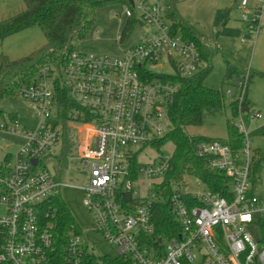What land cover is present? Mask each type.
Instances as JSON below:
<instances>
[{
    "label": "built area",
    "instance_id": "built-area-1",
    "mask_svg": "<svg viewBox=\"0 0 264 264\" xmlns=\"http://www.w3.org/2000/svg\"><path fill=\"white\" fill-rule=\"evenodd\" d=\"M237 7L253 50L263 26L264 0H239ZM166 9L163 0L128 1L127 20L148 28L144 39L119 56L75 49L63 66L45 63L30 83L19 86L17 95L30 102L37 123L24 130L16 121L9 130L3 125L24 142L0 156V264H107V256L120 257V264H264V244L250 232L260 230L264 199L253 189V151L242 125L243 115L261 117L240 108L247 64L245 83H234L238 95L227 91L238 101L237 128L244 134L240 154L220 139L195 145L207 168L229 179L226 190L213 191L190 172L165 182L171 154L145 164L138 159L171 130L177 79L205 66L196 43L174 27ZM58 79L79 106L67 109L64 119L55 95ZM77 125L85 127L84 139ZM65 132L81 138L76 158L85 178L83 203L114 254L100 255L89 247L75 222L65 239H55L54 198L60 196L61 183L58 169L49 170L45 162L56 160L58 165L57 153H71ZM166 190L177 230L170 237L154 236L153 207Z\"/></svg>",
    "mask_w": 264,
    "mask_h": 264
},
{
    "label": "rangeland",
    "instance_id": "rangeland-1",
    "mask_svg": "<svg viewBox=\"0 0 264 264\" xmlns=\"http://www.w3.org/2000/svg\"><path fill=\"white\" fill-rule=\"evenodd\" d=\"M248 1L249 4H253L255 0ZM238 3L239 0H177L175 3L178 14L219 47L212 57L213 67L204 84L219 89L223 93L224 99L221 109L204 114L200 125L187 126L185 132L189 135L225 138L227 135L226 119L230 118L233 123L238 124L239 116L231 118L228 103L232 97L227 95V91L230 90L232 94L235 92L238 95L239 90L234 85L235 80L238 84H244L245 76L240 73L232 80H226L225 66L226 63H229L235 66L238 71L244 72L247 64L250 68L249 75L252 72L247 88V98L250 101L251 112L258 111L261 113V117L252 119L243 115L242 125L253 154L256 151L264 153V75L260 74L264 72V17L262 29L252 50L250 36L246 34L241 21ZM126 6L125 2H112L98 7L88 37L76 42V50L96 55L119 56L123 50L144 39L149 30L141 24L130 27L124 37L119 39L127 20ZM24 7V0H0V21L19 13ZM242 38L246 40L243 44L241 43ZM45 43L46 38L42 30L33 25L4 37L0 42V54H4L10 59H17L29 55L44 46ZM163 70H169V67L163 68ZM0 109L5 116L4 119L0 118V156H3L6 152L13 153L24 142L21 134L7 131L3 125H7L9 130L16 121L20 129H30L36 125L37 119L33 117L30 102L19 95L3 99ZM9 115H14V117L11 118ZM87 125L93 127L95 124ZM79 128L83 130L81 138L84 139L85 127L79 126ZM64 138L70 141L69 150L71 153L67 154L64 151L57 153L56 158L60 159L58 165L56 160H48L45 164L51 171L58 169L57 177L61 183L59 186L60 197L80 229L86 244L89 247L94 246L100 255L114 254L115 250L97 230L93 217L83 203L82 186L85 178L81 172L82 165L76 158V146L77 143H80L81 138L77 137L74 132L68 134L65 132ZM173 147L172 142L165 143L160 149L146 147L140 152L138 159L142 164L155 161L161 154H171ZM252 185L255 194L264 199V163L259 168ZM194 187L195 185L189 184L190 189H194ZM250 232L257 235L255 229L250 228Z\"/></svg>",
    "mask_w": 264,
    "mask_h": 264
},
{
    "label": "trees",
    "instance_id": "trees-1",
    "mask_svg": "<svg viewBox=\"0 0 264 264\" xmlns=\"http://www.w3.org/2000/svg\"><path fill=\"white\" fill-rule=\"evenodd\" d=\"M176 1L167 2V14L173 20L174 27L196 43L205 66L191 77L177 79L180 87L169 110L171 130L159 138L153 146L160 149L167 142H172L174 145L170 159L171 167L165 176V182H169L171 178L179 177L183 172H190L205 182L211 190L224 191L229 179L220 171L209 170L203 159L195 154V145L203 140L220 139L229 143L239 155L243 146L244 134L238 130L237 124L233 123L230 118L226 119L227 135L225 138L189 135L185 132L187 126L200 125L204 114L221 109L224 99L223 93L219 89L204 84L213 67L212 57L219 47L178 14L175 9ZM112 2L127 4L128 0H24L25 7L22 11L1 20L0 42L8 35L36 25L42 30L46 43L29 55L17 59H10L4 54H0V103L5 98L15 97L19 86L30 83L38 68L43 64L51 62L63 66L67 59V53L76 49V42L88 37L95 21L96 9L103 4ZM132 26H134L132 20H127L119 35L120 40ZM240 73L243 74L235 66L226 63V80H232ZM260 74L264 75V72ZM251 76L252 72L249 75L248 83ZM55 92L57 108H62L63 119L67 109L79 108L69 100L59 79L56 81ZM228 106L231 118L238 116V101L230 100ZM240 108L243 112L252 111L247 98V89ZM9 116L14 117V115ZM0 118H5L1 109ZM65 142L69 147L67 138H65ZM263 163L264 153L254 152L251 162L252 181ZM133 172L135 175V171ZM168 195L169 190H166L164 199L155 203L153 207L154 236L170 237L173 231L177 230L169 208ZM54 204L57 211L53 233L57 241H62L67 235L69 225L74 223V220L60 196L54 198ZM259 228L257 237L264 244V219L259 220ZM104 260L107 264H120L122 261L120 257L113 256L104 257Z\"/></svg>",
    "mask_w": 264,
    "mask_h": 264
},
{
    "label": "water",
    "instance_id": "water-1",
    "mask_svg": "<svg viewBox=\"0 0 264 264\" xmlns=\"http://www.w3.org/2000/svg\"><path fill=\"white\" fill-rule=\"evenodd\" d=\"M130 3H132V0H128ZM36 161L35 160H33V163H35Z\"/></svg>",
    "mask_w": 264,
    "mask_h": 264
}]
</instances>
